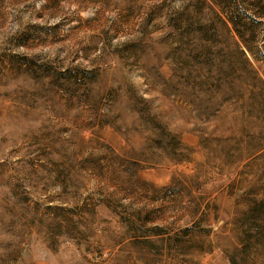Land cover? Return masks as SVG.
Instances as JSON below:
<instances>
[{
  "label": "rangeland",
  "instance_id": "1",
  "mask_svg": "<svg viewBox=\"0 0 264 264\" xmlns=\"http://www.w3.org/2000/svg\"><path fill=\"white\" fill-rule=\"evenodd\" d=\"M0 264H264V0H0Z\"/></svg>",
  "mask_w": 264,
  "mask_h": 264
}]
</instances>
